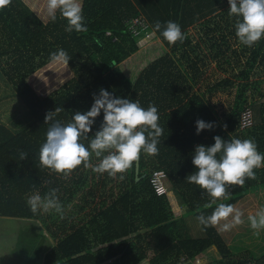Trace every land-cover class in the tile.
<instances>
[{"label": "trees", "instance_id": "obj_1", "mask_svg": "<svg viewBox=\"0 0 264 264\" xmlns=\"http://www.w3.org/2000/svg\"><path fill=\"white\" fill-rule=\"evenodd\" d=\"M88 31L66 32L68 21L57 12L55 22L46 13V0H11L0 8V72L27 110L29 125L18 133L0 126V219L20 218L37 230L21 234L11 255H0V264H179L195 262L202 255L211 260L199 264H264V256L234 257L215 225L204 227L196 217L210 216L219 203L235 206L245 197L264 190V166L254 169L256 179H246L243 187L230 186V198L212 200L200 186L186 177L195 171L192 163L197 145L211 146L213 137L254 138L264 154V94L252 79L264 74V37L252 47L239 42L235 16H229L228 0H82ZM141 18L154 32L152 47H143V25L130 26ZM172 20L181 26L183 42L169 44L154 28ZM199 27L198 36L190 28ZM149 41V40H148ZM146 41V42H148ZM64 49L71 57L65 64L72 77L57 89L41 94L34 74L55 61L51 53ZM222 74L199 83L210 63ZM103 88L115 97L139 100L147 109H158L163 129L159 151L150 156L143 151L133 166L115 178L100 174L83 163L65 176L40 163V148L46 142L49 124L45 116L56 107L63 109L55 119L67 124L76 112L90 110L93 95ZM233 92L229 110L219 114L211 98ZM257 92L258 98L251 99ZM249 93V95H248ZM249 108L250 126H241V114ZM213 123L212 129L196 132V121ZM103 121L96 118L87 140L88 147ZM226 125V127H225ZM28 153L20 160V152ZM107 155V153H105ZM219 155V154H218ZM91 163L99 159L94 155ZM154 169L167 175L168 192L157 196L150 184ZM58 189L64 206L63 218L54 210L33 214L26 203L39 191ZM192 214L205 236L187 234V217ZM187 231L186 233L183 231ZM31 236L32 241L29 239ZM54 243L43 248L47 239ZM29 240L32 260L24 252ZM216 248L218 259L210 254ZM28 259V260H22ZM198 260V259H197Z\"/></svg>", "mask_w": 264, "mask_h": 264}, {"label": "clouds", "instance_id": "obj_2", "mask_svg": "<svg viewBox=\"0 0 264 264\" xmlns=\"http://www.w3.org/2000/svg\"><path fill=\"white\" fill-rule=\"evenodd\" d=\"M10 3L11 0H0V8ZM228 4L229 16L237 18L235 30L239 42L252 47L264 37V0H228ZM58 11L68 21L66 32L88 31L82 0H46V13L51 21H56ZM154 28L156 31L163 29L161 35L169 44L183 42L186 38L181 26L172 20L164 25L157 20ZM152 35L154 32L148 33L146 38H151ZM51 56L55 60L65 62L71 58L64 49L51 53ZM93 99L94 103L90 110L83 113L76 112L72 116V121L67 124L55 119V116L63 110L60 107L46 114L45 124H49V128L46 142L40 148L41 166L67 176L83 163L85 168H91L93 172L100 174L107 172L113 178L120 173L119 178L123 180V173H126L140 158L142 151L150 156L158 154L157 145L163 134V129L158 124V109L153 103L145 109L141 107L139 100L115 97L103 88L98 95H93ZM101 110H103V121L86 147L81 140L88 139V134L92 131V126ZM212 128L211 122L202 119L196 121L197 134L204 129ZM213 139L215 143L211 146L201 144L195 147L192 163L197 171L186 177L189 183L200 186L212 197L211 202L205 207H211L219 199H229L230 186L243 187L246 179L255 180L257 177L254 169L264 166V154L257 150L258 146L254 138L225 140L220 135H216ZM93 155L99 159L96 165L91 163ZM27 156V152H20V160L27 159ZM166 177L167 175L164 178L166 189L164 195L168 192ZM57 193L58 189L55 188L49 189L43 196L36 191L28 196L26 203L33 214L54 210L63 218L64 206L59 201ZM230 216L233 220L223 225L224 230H230L244 222L243 212L225 203H219L210 216H205L201 212L196 219L206 228L216 225L221 220H227ZM248 220L252 229H264V209L255 215H249ZM142 263L144 261L139 264Z\"/></svg>", "mask_w": 264, "mask_h": 264}, {"label": "rangeland", "instance_id": "obj_3", "mask_svg": "<svg viewBox=\"0 0 264 264\" xmlns=\"http://www.w3.org/2000/svg\"><path fill=\"white\" fill-rule=\"evenodd\" d=\"M136 19L133 20L135 22ZM142 24V22L140 23ZM131 28V26H130ZM200 28L195 26L190 28V33L194 36H198ZM139 43L143 47H152L154 44L153 40L146 42L144 38L139 40ZM73 72L68 67L63 60H55L46 65L44 68L39 69L33 76L35 81L36 88L43 95L55 90L60 84L72 77ZM222 76L220 72L214 67V64H210L204 67V73L199 79L201 82L202 88L204 84L210 82L216 78ZM264 78V74L253 76L252 79ZM258 90L261 94H264V81L258 82ZM249 95V93H248ZM258 93L254 92V95L251 96V99H257ZM250 96V95H249ZM233 101V92H226L222 94H215L211 98V103L214 105V109L217 113L222 114L229 110ZM27 110L20 103L18 97L15 94L14 89L8 83L6 78L0 72V126L5 127V129L18 133L22 129L26 128L30 119L26 112ZM234 208L239 209L243 212V223L232 227L230 230H224L223 225L225 223H231L233 217H228L227 220H221L215 226L217 230L222 235L224 241L229 247L231 253L234 257L241 255L251 254L255 259L264 256V229H252L250 221L248 220L249 215H255L261 209H264V192L258 191L254 194H250L245 197L242 201L234 206ZM188 232L185 230L183 233L187 234L193 238H202L205 236V233L201 225L196 221L194 215L190 214L187 217ZM29 224L27 220H21L20 218H1L0 219V255L9 256L12 251L15 250L18 246L17 243L20 239L21 234L27 236L32 232H41L37 230L35 226H26ZM258 232V234H256ZM30 241H32L31 236L29 235ZM54 243L52 239H47L43 248H47ZM31 244V243H30ZM29 240L26 241L22 247L25 249L24 252L28 259L22 260H32V252H30ZM210 254L215 255L218 259L221 258L218 250L216 248H211L209 250ZM199 263H207L211 260L209 256H200ZM191 262L189 260H180L179 264H199L198 260Z\"/></svg>", "mask_w": 264, "mask_h": 264}, {"label": "built area", "instance_id": "obj_4", "mask_svg": "<svg viewBox=\"0 0 264 264\" xmlns=\"http://www.w3.org/2000/svg\"><path fill=\"white\" fill-rule=\"evenodd\" d=\"M142 22V24H140ZM136 25H143L144 35L143 38L145 41L150 40L151 38H146L148 33H152L147 30V25L144 24V20L141 18L136 19L135 22L132 23L131 29L132 33H138L139 30L137 29ZM252 122V114L249 108L245 109L244 112L241 114V126L246 127L250 126ZM165 172L162 169L154 170L153 174L151 175V184L157 196H162L166 193L165 185H164V178ZM199 263V259H198Z\"/></svg>", "mask_w": 264, "mask_h": 264}, {"label": "water", "instance_id": "obj_5", "mask_svg": "<svg viewBox=\"0 0 264 264\" xmlns=\"http://www.w3.org/2000/svg\"><path fill=\"white\" fill-rule=\"evenodd\" d=\"M138 161H139V159L137 160L136 173H138V172H139V164H138Z\"/></svg>", "mask_w": 264, "mask_h": 264}, {"label": "crops", "instance_id": "obj_6", "mask_svg": "<svg viewBox=\"0 0 264 264\" xmlns=\"http://www.w3.org/2000/svg\"><path fill=\"white\" fill-rule=\"evenodd\" d=\"M261 192H264V190H260ZM149 264V262L146 260V261H144V263H142V264Z\"/></svg>", "mask_w": 264, "mask_h": 264}]
</instances>
